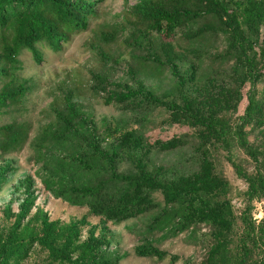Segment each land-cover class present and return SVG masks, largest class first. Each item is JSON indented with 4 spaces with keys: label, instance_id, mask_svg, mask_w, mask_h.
<instances>
[{
    "label": "trees",
    "instance_id": "obj_1",
    "mask_svg": "<svg viewBox=\"0 0 264 264\" xmlns=\"http://www.w3.org/2000/svg\"><path fill=\"white\" fill-rule=\"evenodd\" d=\"M94 4L91 0H0V113L28 90L26 81L15 74L20 67V51H28L33 62L39 63L41 55L36 44L44 42L51 50H58L71 35L85 29L95 15ZM129 16L130 20L125 16L132 28L128 43L145 45L150 52L147 62L156 71L178 61L188 63L189 72L184 76L172 67L170 98L154 96L138 84L112 93L102 102H114L121 111L140 109V122L161 109L167 113L166 123L191 129L196 170L167 177L163 167L148 169L145 160L152 150L170 152L188 141L174 137L146 144L137 131H120L105 120L101 121L104 132L99 135L67 94L61 108L51 106V121L40 127L30 141L39 183L54 198L85 207L86 216L105 221L119 223L152 214L150 229L172 237L191 233L200 224L208 227L209 243L199 264H264V86L260 90L255 87L264 79V50L257 43L259 26L264 22V0H138ZM117 33L114 26L102 32L100 39L111 42ZM147 33L164 38L179 33L199 45L207 43V35L221 34L225 53L214 59L219 64L230 63L217 71L210 70L202 81L191 85L190 93L184 92L183 85L194 80V63L187 62L184 53H175L168 42L148 39ZM90 82L93 93L109 85L97 73L91 75ZM245 84L246 103L242 114L235 115ZM252 133L261 139L249 141ZM27 134L24 123L0 126V156L19 151ZM218 150L225 152L235 175L246 184L238 231L225 198L227 182L215 173L211 161V154ZM233 151L245 157L249 171L235 161ZM121 164L128 167L118 172ZM4 172L5 168H0V187L7 180ZM30 185L28 177L23 187L29 189ZM154 194L160 196V201L154 199ZM253 201L263 203L262 217L257 222L251 216ZM33 205L34 198L26 192L15 213L7 206L3 208L0 264H22L35 245L46 253L43 264H115L99 254L105 241L102 235L94 237L89 230L87 237L79 241L78 225L86 224V216L75 223L58 224L47 221L38 209L31 213ZM135 254L158 260L164 256L149 244L140 245Z\"/></svg>",
    "mask_w": 264,
    "mask_h": 264
},
{
    "label": "rangeland",
    "instance_id": "obj_2",
    "mask_svg": "<svg viewBox=\"0 0 264 264\" xmlns=\"http://www.w3.org/2000/svg\"><path fill=\"white\" fill-rule=\"evenodd\" d=\"M91 1L95 3L93 5L95 15L89 18L84 30L71 35L58 50H51L44 42L36 44L41 55V61L37 64L26 50H21L17 56L20 67L15 74L18 79L26 81L28 90L17 103L2 108L0 126L24 123L27 125L28 134L26 142L19 151L0 156V168H5L7 179L0 187V226L5 225L2 218L3 208L7 206L15 213L26 192L34 198L31 213L38 209L46 215L47 221L66 225L86 216L85 207L70 206L42 188L36 177L38 166L33 163L30 148V141L40 127L51 121V106L59 105L61 108L62 99L67 94H71V100L91 120L99 135L104 132L101 121L105 120L110 127H118L120 131H137L146 144H151L155 140L166 141L174 137H182L188 141L182 147L170 152L152 150L145 160L148 169L163 167L166 169L167 177L196 170V153L192 150L194 139L190 136L191 129L184 125L166 123L167 113L161 109H155L151 114L146 115L145 121L140 122L139 119L143 115L140 109L121 111L114 102L107 105L102 102V99L108 95L125 91L126 87L133 89L138 84L146 87L154 96L170 98L174 84L172 67H175L181 75L187 76L189 64L175 61L161 66L156 71L153 64L147 62L149 49L145 45L137 47L135 43H128L127 37L132 28L126 23L125 16L130 20L129 14L138 0ZM114 26L118 28L116 37L111 42L101 40L100 34L111 31ZM147 37L151 40L168 42L175 53H184L186 61L194 63V80L183 85L184 92L190 93L191 85L202 81L210 70L217 71L230 63L227 61L219 64L214 59V56L225 53V38L221 34L207 35V43L201 45L188 42L179 33H175L170 38L147 33ZM257 43L264 50V22L259 26ZM189 50L194 51L193 54ZM93 73L107 79L109 85L104 91L93 93L90 90V78ZM263 86L264 79L255 87L260 90ZM246 91L247 84L240 90L241 98L235 115L242 114L246 103ZM151 120L154 124L149 123ZM260 139L261 137L256 133L248 135L249 141ZM104 145L105 142H102L101 146ZM211 155L215 173L227 182L228 191L225 198L230 204L235 219V229L238 231L239 216L242 215L245 206L243 193L246 184L235 175L229 162L226 161L224 151L218 150ZM233 157L243 169L250 170V164L245 162V157L239 151H233ZM127 167L126 164H121L117 171H123ZM28 177L31 185L26 189L23 187V181ZM154 199L160 201V196L154 194ZM251 204V216L253 221L257 222L262 217L263 203L253 201ZM151 217L152 214H146L114 223L100 217L86 216V224L78 225L79 241L87 237L89 230L93 231L94 237L102 235L105 241L99 247V254L115 264L200 263L209 243L208 227L200 224L191 233L185 231L172 237L164 235L163 231L150 229ZM144 244H149L163 252V258L158 260L155 257L137 256L136 249ZM38 249L36 245L33 246L22 264H43L46 253Z\"/></svg>",
    "mask_w": 264,
    "mask_h": 264
}]
</instances>
